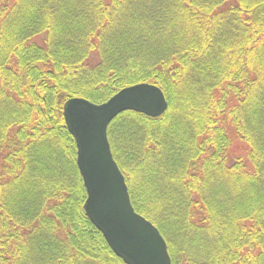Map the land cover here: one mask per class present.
<instances>
[{
    "label": "trees",
    "instance_id": "16d2710c",
    "mask_svg": "<svg viewBox=\"0 0 264 264\" xmlns=\"http://www.w3.org/2000/svg\"><path fill=\"white\" fill-rule=\"evenodd\" d=\"M143 82L166 111L107 127L134 210L171 264H264V0H0V264H124L63 105Z\"/></svg>",
    "mask_w": 264,
    "mask_h": 264
},
{
    "label": "water",
    "instance_id": "95a60500",
    "mask_svg": "<svg viewBox=\"0 0 264 264\" xmlns=\"http://www.w3.org/2000/svg\"><path fill=\"white\" fill-rule=\"evenodd\" d=\"M167 109L162 91L150 83L122 88L102 103L70 98L63 105L66 128L76 145V165L86 192L85 215L124 264H171L158 229L138 214L107 138L120 113L158 117Z\"/></svg>",
    "mask_w": 264,
    "mask_h": 264
},
{
    "label": "rangeland",
    "instance_id": "374dc122",
    "mask_svg": "<svg viewBox=\"0 0 264 264\" xmlns=\"http://www.w3.org/2000/svg\"><path fill=\"white\" fill-rule=\"evenodd\" d=\"M233 141V145H232V148H231V156H242V152H243V149L246 148L245 145L243 143H239L237 142L235 139L232 140Z\"/></svg>",
    "mask_w": 264,
    "mask_h": 264
},
{
    "label": "bare ground",
    "instance_id": "6f19581e",
    "mask_svg": "<svg viewBox=\"0 0 264 264\" xmlns=\"http://www.w3.org/2000/svg\"><path fill=\"white\" fill-rule=\"evenodd\" d=\"M151 84V83H150ZM154 85V84H153ZM156 86V85H155ZM128 87V86H127ZM125 88V87H124ZM121 90V89H120ZM114 95V94H113ZM109 99V98H108ZM108 127V126H107ZM125 181V180H124ZM126 184V183H125ZM102 235V234H101ZM103 237V236H102Z\"/></svg>",
    "mask_w": 264,
    "mask_h": 264
}]
</instances>
